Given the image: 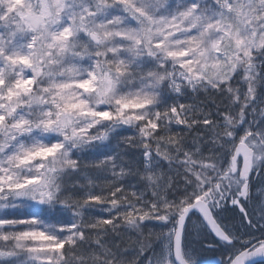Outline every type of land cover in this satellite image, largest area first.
Masks as SVG:
<instances>
[{"label":"snow or ice","instance_id":"1","mask_svg":"<svg viewBox=\"0 0 264 264\" xmlns=\"http://www.w3.org/2000/svg\"><path fill=\"white\" fill-rule=\"evenodd\" d=\"M209 250L264 261V0H0V264Z\"/></svg>","mask_w":264,"mask_h":264},{"label":"rangeland","instance_id":"2","mask_svg":"<svg viewBox=\"0 0 264 264\" xmlns=\"http://www.w3.org/2000/svg\"><path fill=\"white\" fill-rule=\"evenodd\" d=\"M210 254H216L215 253V250H209V251H206V252H203V253H201V259H204L206 256H209Z\"/></svg>","mask_w":264,"mask_h":264},{"label":"bare ground","instance_id":"3","mask_svg":"<svg viewBox=\"0 0 264 264\" xmlns=\"http://www.w3.org/2000/svg\"><path fill=\"white\" fill-rule=\"evenodd\" d=\"M213 256V254H210L209 256H206L204 259H202V260H207V261H209V264H211V262H210V258ZM218 258V257H217ZM259 264H264V261H260L259 262Z\"/></svg>","mask_w":264,"mask_h":264},{"label":"trees","instance_id":"4","mask_svg":"<svg viewBox=\"0 0 264 264\" xmlns=\"http://www.w3.org/2000/svg\"><path fill=\"white\" fill-rule=\"evenodd\" d=\"M202 99V98H201Z\"/></svg>","mask_w":264,"mask_h":264}]
</instances>
